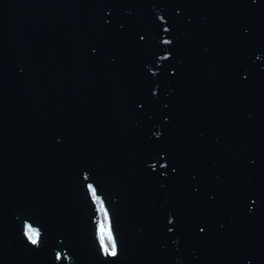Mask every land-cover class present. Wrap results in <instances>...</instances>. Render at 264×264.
Here are the masks:
<instances>
[{
	"label": "water",
	"instance_id": "obj_1",
	"mask_svg": "<svg viewBox=\"0 0 264 264\" xmlns=\"http://www.w3.org/2000/svg\"><path fill=\"white\" fill-rule=\"evenodd\" d=\"M0 264H264V0H0Z\"/></svg>",
	"mask_w": 264,
	"mask_h": 264
},
{
	"label": "rangeland",
	"instance_id": "obj_2",
	"mask_svg": "<svg viewBox=\"0 0 264 264\" xmlns=\"http://www.w3.org/2000/svg\"><path fill=\"white\" fill-rule=\"evenodd\" d=\"M99 207L101 209V217H102V225H101V230H100V240H101L103 247L105 249L107 248V250L111 253L114 242H113L112 236L110 234L107 216H106V213L104 212V209L102 208V204H100ZM28 234H29V236L36 239V241H37L36 234H34L31 231H29Z\"/></svg>",
	"mask_w": 264,
	"mask_h": 264
},
{
	"label": "snow or ice",
	"instance_id": "obj_3",
	"mask_svg": "<svg viewBox=\"0 0 264 264\" xmlns=\"http://www.w3.org/2000/svg\"><path fill=\"white\" fill-rule=\"evenodd\" d=\"M30 239H32V243H34V244L36 243V239L32 238L31 236H30ZM105 251H107V248L105 249ZM111 255H116L115 244H113Z\"/></svg>",
	"mask_w": 264,
	"mask_h": 264
},
{
	"label": "bare ground",
	"instance_id": "obj_4",
	"mask_svg": "<svg viewBox=\"0 0 264 264\" xmlns=\"http://www.w3.org/2000/svg\"><path fill=\"white\" fill-rule=\"evenodd\" d=\"M101 203H98V205H100Z\"/></svg>",
	"mask_w": 264,
	"mask_h": 264
}]
</instances>
